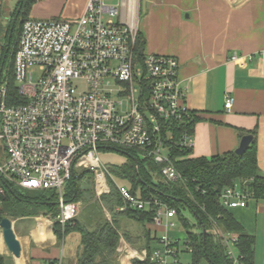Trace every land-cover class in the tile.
<instances>
[{
  "label": "built area",
  "instance_id": "built-area-1",
  "mask_svg": "<svg viewBox=\"0 0 264 264\" xmlns=\"http://www.w3.org/2000/svg\"><path fill=\"white\" fill-rule=\"evenodd\" d=\"M137 21L138 0H88L76 18L23 21L14 54L21 101L6 104L5 86L0 87V200L9 188L53 189L58 206L54 220L63 229L79 213L80 202L66 201L63 193L75 170L93 173L96 198L109 192L108 177L117 181L102 161L101 149L133 150L141 159L162 164L167 181L183 179L165 144L173 135L162 136L159 123L182 120L190 110L178 76L179 61L173 55L146 52L139 61L134 51ZM33 67L41 71L35 81ZM231 104L227 97L225 109ZM177 143L191 149L192 135L182 134ZM250 181L224 188L219 196L222 206H247L254 198ZM117 187L131 207H152L151 224L162 229L160 235L155 233L158 246L150 253L129 248L122 237L118 253L131 260L182 264L179 254L192 250L185 240L180 244L168 234L175 210L157 198L133 196L125 185ZM214 232L230 263L246 264L236 249L238 235L216 227ZM52 264H61V259Z\"/></svg>",
  "mask_w": 264,
  "mask_h": 264
},
{
  "label": "crops",
  "instance_id": "crops-1",
  "mask_svg": "<svg viewBox=\"0 0 264 264\" xmlns=\"http://www.w3.org/2000/svg\"><path fill=\"white\" fill-rule=\"evenodd\" d=\"M37 1L30 14L37 11L41 18H76L88 2L46 0L49 7L41 11ZM140 3L138 0V17ZM146 5L143 20L137 21L146 41L145 52L178 59L186 105L202 118L194 126L191 156L210 158L234 151L241 137L254 130L258 172L264 176V0H146ZM227 97L232 98L228 110L224 107ZM230 211L254 235L253 264H262L264 198H253L247 206ZM11 221L21 251L14 257L5 245L0 246L7 264H49L58 258L61 264H77L78 232L59 240L53 231L54 219L43 214ZM146 227L154 235L162 231L152 224ZM168 234L178 241L186 236L183 231ZM117 262L131 264V258L118 254Z\"/></svg>",
  "mask_w": 264,
  "mask_h": 264
},
{
  "label": "trees",
  "instance_id": "trees-1",
  "mask_svg": "<svg viewBox=\"0 0 264 264\" xmlns=\"http://www.w3.org/2000/svg\"><path fill=\"white\" fill-rule=\"evenodd\" d=\"M34 3L35 0H17L13 21L5 32L7 48L1 47L4 51L0 58V64L3 62V65H0V87L5 86L6 104L12 103L14 99L21 101L14 79V54L22 23L29 18ZM145 48L146 41L138 31L134 51L139 61L144 57ZM201 119L196 111L189 110L182 120H159L162 136L173 135L172 142L166 140L165 144L169 147L170 159L181 173L182 180L167 181L161 174L162 164L150 158L141 159L133 150L123 149H117L125 156L122 163L107 164L109 173L117 181L108 177L109 192L100 198L95 197L93 173L86 169L74 171V176L64 186V199L68 202H80L83 207L95 208L85 213L82 211V220L74 217L63 229L54 220L53 231L59 240L70 232L80 234L81 246L77 264H118L117 248L121 237L133 248H146L149 253L154 248L152 245L157 241L156 236L146 227L152 223L153 208L131 207L117 187L119 182L125 185L133 196L157 198L175 210L174 218L180 222L186 234L182 240H185L192 250L191 264H199L203 258L210 264H231L226 258L220 235L214 232L215 227L224 233L237 234L236 249L240 258L246 264L254 263V235L245 230L233 216L231 209L222 206L219 196L224 188L234 182L252 179L248 182V188L253 191L254 198H264V176L258 172L255 131H249L253 134V139L240 155L229 151L210 158L192 157V148L182 147L177 142L182 134L192 135L195 123ZM121 206H126V209L116 211V208ZM102 207L107 210L110 218ZM184 212L190 213L195 223L191 222ZM57 213V193L53 189L9 188L0 200V221L4 217L14 219L39 214L55 219ZM123 219L140 223L142 231L134 234L126 230L121 224ZM192 227L198 230L193 231ZM0 264H6L1 254ZM131 264L153 263L148 258L143 261L134 258Z\"/></svg>",
  "mask_w": 264,
  "mask_h": 264
},
{
  "label": "rangeland",
  "instance_id": "rangeland-1",
  "mask_svg": "<svg viewBox=\"0 0 264 264\" xmlns=\"http://www.w3.org/2000/svg\"><path fill=\"white\" fill-rule=\"evenodd\" d=\"M16 1L17 0H4L2 3L1 9H0V58H2L1 54L4 51V49H1V47L6 46V48H7V41H6L5 32L8 28V26L10 25V23L13 21L14 13H15L16 6H17ZM56 1L58 3L62 2V0H55L54 2H56ZM140 4H141L140 5V16L138 17L139 23L143 20V17L145 16V13L147 10L146 0H141ZM48 7L49 6H48V3L46 2V0H38L37 1V9L42 11V10L48 9ZM29 18H41V15L39 13H37V11H34L33 14H30ZM30 71H32V73H33V80L34 81L37 80L39 78V76L41 75V71L37 67L31 68ZM99 154L101 156L102 161L105 164H120L125 160V156L120 154L116 150L101 149L99 151ZM119 184H122V183L119 182ZM82 207H83V204L80 203L78 215L80 214L81 211H83V213H85L87 210L95 208L94 206H88V207H83V210H82ZM184 215L191 222L195 223V219L192 217V215L190 213L184 212ZM80 218L82 220V216ZM172 221L174 223V226L170 227L168 229L169 233H173V232H180L181 233L182 231L185 232V230L183 229V227L181 226L180 222L177 219L173 218ZM121 224H122V227L125 225L126 230H128L132 233L135 232L134 234L140 233L142 231L141 224L138 222L128 220V219H123ZM160 230H162V229H160ZM191 230L197 231L198 229L196 227L195 228L192 227ZM160 234H161V232L158 231L157 235H160ZM0 242H1L0 246L3 247V245H4L3 241H0ZM181 243H182V240L180 241V244ZM156 246H158L157 241H154L152 247H156ZM179 258H180V261L182 264H191V254H189L188 252H185V251H184V253L181 252L179 254ZM199 264H210V263L205 258H203V259H201Z\"/></svg>",
  "mask_w": 264,
  "mask_h": 264
},
{
  "label": "water",
  "instance_id": "water-1",
  "mask_svg": "<svg viewBox=\"0 0 264 264\" xmlns=\"http://www.w3.org/2000/svg\"><path fill=\"white\" fill-rule=\"evenodd\" d=\"M1 101V96H0ZM253 139L252 134H245L241 137L238 147L234 150L237 155H240L250 144ZM137 167V163H136ZM203 235H205V230L202 231ZM0 238H2L7 250L14 257H19L21 246L20 242L15 236L12 221L8 217H4L0 221Z\"/></svg>",
  "mask_w": 264,
  "mask_h": 264
},
{
  "label": "flooded vegetation",
  "instance_id": "flooded-vegetation-1",
  "mask_svg": "<svg viewBox=\"0 0 264 264\" xmlns=\"http://www.w3.org/2000/svg\"><path fill=\"white\" fill-rule=\"evenodd\" d=\"M3 65V62H1V66Z\"/></svg>",
  "mask_w": 264,
  "mask_h": 264
},
{
  "label": "bare ground",
  "instance_id": "bare-ground-1",
  "mask_svg": "<svg viewBox=\"0 0 264 264\" xmlns=\"http://www.w3.org/2000/svg\"><path fill=\"white\" fill-rule=\"evenodd\" d=\"M3 241V240H2ZM4 243V242H3ZM5 245V244H4ZM6 247V246H5Z\"/></svg>",
  "mask_w": 264,
  "mask_h": 264
}]
</instances>
